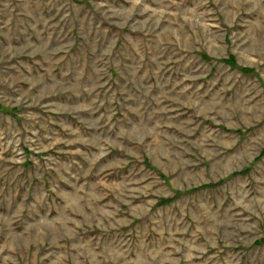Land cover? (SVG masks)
<instances>
[{"label":"rangeland","instance_id":"rangeland-1","mask_svg":"<svg viewBox=\"0 0 264 264\" xmlns=\"http://www.w3.org/2000/svg\"><path fill=\"white\" fill-rule=\"evenodd\" d=\"M0 264H264V0H0Z\"/></svg>","mask_w":264,"mask_h":264},{"label":"trees","instance_id":"trees-1","mask_svg":"<svg viewBox=\"0 0 264 264\" xmlns=\"http://www.w3.org/2000/svg\"><path fill=\"white\" fill-rule=\"evenodd\" d=\"M227 64H230V65H232L230 62H228V61H225ZM233 66V65H232ZM242 72H244V73H247V70H244V69H242ZM161 203H163V204H166V203H168L167 201H163V202H161Z\"/></svg>","mask_w":264,"mask_h":264}]
</instances>
